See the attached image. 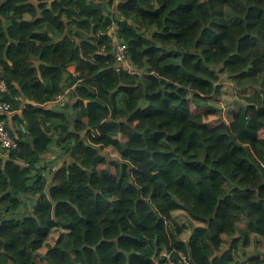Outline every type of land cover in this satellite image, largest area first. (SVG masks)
Here are the masks:
<instances>
[{
    "label": "trees",
    "instance_id": "1",
    "mask_svg": "<svg viewBox=\"0 0 264 264\" xmlns=\"http://www.w3.org/2000/svg\"><path fill=\"white\" fill-rule=\"evenodd\" d=\"M117 1L111 18L113 0H0L19 143L0 154V264H155L162 243L264 264V103L243 91L264 83V0ZM113 22L133 73L113 68Z\"/></svg>",
    "mask_w": 264,
    "mask_h": 264
},
{
    "label": "built area",
    "instance_id": "2",
    "mask_svg": "<svg viewBox=\"0 0 264 264\" xmlns=\"http://www.w3.org/2000/svg\"><path fill=\"white\" fill-rule=\"evenodd\" d=\"M118 4L117 0H113L112 5V11L111 13V18L113 16L120 17V15L117 13H114L116 10V6ZM116 24L113 22L111 31H110V37L113 38V50H112V56H113V61H114V70L116 71H126L127 73H133V69L128 61V46L127 44L117 36V29L114 27ZM105 51V48L102 47L100 49V52L103 53ZM68 71L72 74L75 75V68L74 66H69ZM71 86H68L64 93L61 95H58L54 101H52L49 104H58L62 103L64 100H68L72 90ZM8 88H7V83L5 82L3 78V67L0 66V94H8ZM14 100H21L22 97H14ZM69 108L66 109L68 111ZM20 111V110H19ZM18 111V112H19ZM0 114L3 116H9L13 115L14 111L12 110V106L9 102L3 101L0 95ZM7 125V120H0V154L3 155L4 157H7V155L10 153V151L15 150L16 147L18 146V141L14 140L13 137L11 136L9 130L6 128ZM19 132L23 135H26L27 133V128L25 123L19 124L18 128ZM55 149H52V152H60V147L58 145H54ZM51 152V153H52ZM41 162V161H40ZM51 166H48L47 168L42 167L41 165L37 164L35 167H33L30 173V178L32 179V182H34L36 179H44L45 183L48 184L50 180V171L53 169H50ZM48 171V172H47ZM54 171V170H53ZM47 172V173H46ZM24 200L30 199V196L27 195L22 196ZM166 225H169L171 227V224L168 221H165ZM172 229V227H171ZM170 248V249H169ZM152 258L155 261V264H194L192 261V258L190 257L189 252H185L182 250H179L175 248L173 245H165V243H162L158 245V247L155 249L154 255Z\"/></svg>",
    "mask_w": 264,
    "mask_h": 264
},
{
    "label": "rangeland",
    "instance_id": "3",
    "mask_svg": "<svg viewBox=\"0 0 264 264\" xmlns=\"http://www.w3.org/2000/svg\"><path fill=\"white\" fill-rule=\"evenodd\" d=\"M237 1H241V0H237ZM225 81H226V83L229 85V87L230 88H233V83H232V81H230L227 77H225V79H224ZM250 84V86H247V87H245L244 89H243V91L244 92H248V93H254L255 94V98L258 100V101H260V102H262V103H264V100H262V99H260V97H259V95L261 94V93H263L264 92V83H263V81H262V84L260 85V82H258V83H249ZM261 90V91H260ZM253 94V95H254ZM250 97V96H249ZM237 101H240V102H243V103H246V96H243V98H241V97H237V99H236ZM62 107V103H58L57 104V108H61ZM57 134H53V137H55V139H57L58 137L56 136ZM57 142V141H56ZM60 148H62L63 146L62 145H58ZM61 154H63V153H61ZM58 158L60 159L61 158V160H62V158H63V156H61V155H59L58 156ZM48 172V171H47ZM46 172V173H47ZM54 171L52 170V171H50V179H51V175H52V173H53ZM31 198H33V196H31L30 195V199ZM31 204H32V200H31V202H30V206H31Z\"/></svg>",
    "mask_w": 264,
    "mask_h": 264
},
{
    "label": "crops",
    "instance_id": "4",
    "mask_svg": "<svg viewBox=\"0 0 264 264\" xmlns=\"http://www.w3.org/2000/svg\"><path fill=\"white\" fill-rule=\"evenodd\" d=\"M92 1H96V0H92ZM47 5H48L47 8L49 9V8H50V6H49L50 3H48ZM110 10L112 11V6L109 7V11H110ZM113 11H115V10L113 9ZM115 13H117V11H116ZM47 34L50 36L49 33H47ZM51 108H52L53 110H54V109L59 110V108H57V104L52 105ZM65 109H67V108H65ZM53 149H55V148H53ZM59 153H60V152H54V151H53L52 153L45 155V156L41 159V162H40L39 165H41L42 167H45V168H47L48 166H51L50 169H53L54 171L58 170L59 168H61L60 166H61V163L63 162V160H61V158H60V159L58 158ZM49 156H50V158L53 159L54 161H50V160L47 158V157H49ZM62 159H64V158H62ZM30 201H31V200H27V204H28L27 208H25V209H24V207L21 208V212H22V213L28 211V209L30 208Z\"/></svg>",
    "mask_w": 264,
    "mask_h": 264
},
{
    "label": "water",
    "instance_id": "5",
    "mask_svg": "<svg viewBox=\"0 0 264 264\" xmlns=\"http://www.w3.org/2000/svg\"><path fill=\"white\" fill-rule=\"evenodd\" d=\"M24 103H25V104H30L31 102H30L28 99L25 98V99H24Z\"/></svg>",
    "mask_w": 264,
    "mask_h": 264
}]
</instances>
